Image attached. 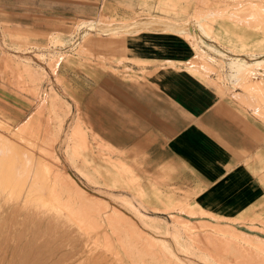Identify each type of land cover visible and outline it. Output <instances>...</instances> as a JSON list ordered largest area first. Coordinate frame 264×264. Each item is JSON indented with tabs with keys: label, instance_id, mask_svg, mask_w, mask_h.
I'll list each match as a JSON object with an SVG mask.
<instances>
[{
	"label": "rangeland",
	"instance_id": "obj_1",
	"mask_svg": "<svg viewBox=\"0 0 264 264\" xmlns=\"http://www.w3.org/2000/svg\"><path fill=\"white\" fill-rule=\"evenodd\" d=\"M179 5L173 0H0V264H245L235 257L234 249L238 246L251 249L255 255L260 254L256 255L258 259L264 260V240L248 236L246 232H252L250 229L239 228L243 236L236 240L231 232L222 234L231 239L229 250L220 249L219 240H211L216 242L212 244L215 249H209L204 247L202 235L205 231H214L211 225L187 223L168 214L152 213L154 220L147 219L139 215L140 201L128 188L113 192L112 188L100 184L103 178L92 171H88L87 178L81 175L85 162L91 164L90 157L95 161L90 165L93 168L97 164L117 168L118 161L109 159L110 150L92 131L76 125L79 111L72 95L83 92L85 81L83 73L74 72L70 67L67 71L62 69L63 63L74 58L103 68L106 62L114 65L115 60L101 58L88 48L92 41L93 50H99L96 44L109 33L106 26H121L146 16L166 22L156 16L160 15L159 10L181 9ZM187 5L191 7L190 2ZM139 7L147 11L136 17L135 10ZM178 19L184 20L179 30L197 50L199 37L203 36L202 39H207L206 46L218 57L198 50L190 66L211 78L210 82L219 90H228L236 94L237 100L253 105L256 115L264 119V0H193V8ZM137 23L140 21L123 26L126 30L122 33L109 36L134 31L130 25ZM113 28L111 31L117 32ZM110 70L128 80L141 72L130 66L122 71L121 67ZM64 82L72 86L70 91ZM23 125L26 126L24 133L16 135ZM77 129L80 133L73 137ZM52 143L53 155L49 151ZM83 156L88 158L82 159ZM119 165L118 168L124 166ZM127 168L131 173L132 168ZM55 173H59L57 177ZM68 175L77 181L82 194L66 188L71 185L66 180ZM133 179L136 181L134 176L129 181ZM135 184L138 183L132 185ZM125 189L126 197L121 202L117 195H124ZM81 200L88 206L93 204V211L97 208L101 212L116 208L117 201L122 204L118 207L123 212L124 202L128 200L137 207V217L125 218L118 211L121 223L110 225L103 219L101 227H96L89 219L83 223L75 216ZM126 208L127 213L128 209L134 210ZM85 213L91 210L87 208ZM255 230L261 231L256 227ZM210 235L220 234L210 232Z\"/></svg>",
	"mask_w": 264,
	"mask_h": 264
},
{
	"label": "crops",
	"instance_id": "obj_2",
	"mask_svg": "<svg viewBox=\"0 0 264 264\" xmlns=\"http://www.w3.org/2000/svg\"><path fill=\"white\" fill-rule=\"evenodd\" d=\"M173 1L182 2L179 7L187 11L164 5L161 10L158 7L161 12L156 16L166 22L146 16L121 26H106L109 33L95 43L99 50H93L94 42L89 43L91 53L115 60L114 65L106 62L103 68L74 58L63 63L62 69L83 73L85 81L83 92L72 95L79 111L76 125L92 131L110 150L109 159L124 165L114 174L113 165V169L96 166L97 171L85 163L81 175L87 178L92 171L113 192L128 188L140 201L139 215L147 219L154 220L152 213L168 214L201 226L225 224L238 231L245 227L252 229L246 232L248 236L264 240V119L256 115L253 105L237 100L228 90H219L211 78L190 66L198 50L214 53L203 36L197 50L179 30L184 20L178 18L188 14L193 0ZM135 11L137 17L147 10L139 7ZM128 24L134 31L109 36L122 33ZM113 27L117 32L111 31ZM128 66L140 69L139 76L123 79L110 70ZM64 86L69 91L72 87L66 82ZM133 176L142 190L130 183ZM111 178L120 181L117 186L110 183ZM126 189L124 195H117L121 202ZM131 205L125 200L122 212L117 201L111 211L135 219L137 207ZM126 207L134 210L127 213ZM255 227L260 233L253 231Z\"/></svg>",
	"mask_w": 264,
	"mask_h": 264
},
{
	"label": "bare ground",
	"instance_id": "obj_3",
	"mask_svg": "<svg viewBox=\"0 0 264 264\" xmlns=\"http://www.w3.org/2000/svg\"><path fill=\"white\" fill-rule=\"evenodd\" d=\"M259 90H260V88H259ZM246 100V99H245ZM86 103V102H85ZM221 120V119H220ZM76 128V127H75ZM78 128V127H77ZM26 129V126H22V127H20V129L17 131V133H16V135H18V134H23L24 133V130ZM76 130V129H75ZM78 130L79 129H77V131H74V135H73V137L75 136V134L77 133H80V132H78ZM20 136V135H19ZM78 137L80 136V134L79 135H77ZM82 136V135H81ZM84 136V135H83ZM76 137V136H75ZM77 137V138H78ZM76 138V139H77ZM7 140H8V138H7ZM7 140H6V143H7ZM10 140V139H9ZM21 141H23V140H21ZM80 141V140H79ZM9 143H13V142H9ZM42 143V142H41ZM82 143V142H81ZM84 143H85V140H84ZM11 144H10V146H11ZM14 144V143H13ZM21 144V143H20ZM26 144V143H25ZM24 144V145H25ZM49 144H50V142H49ZM96 144H98V143H96ZM78 145V144H77ZM76 145V146H77ZM83 145H87V144H83ZM5 146V145H4ZM8 146H9V144H8ZM26 146V145H25ZM29 145H27V147H28ZM22 147V146H21ZM31 147V146H30ZM84 147H86V146H84ZM23 148V147H22ZM76 148H79L78 146L76 147ZM32 149H34V148H32ZM37 149H38V147H37ZM49 151H50V154L51 155H53L54 154V145H53V143L50 145V147H49ZM84 149L85 148H83V152L81 153V156L83 155V153H84ZM108 149V148H107ZM112 150V149H111ZM32 151V150H31ZM30 151V152H31ZM35 151V150H34ZM121 152V151H120ZM41 153V152H40ZM76 153H78V151L76 152ZM86 153V152H85ZM36 155V154H35ZM40 155V154H39ZM77 155H79V154H77ZM33 156V155H32ZM87 156V155H86ZM86 156H83V158L82 159H84V157H86ZM38 157V156H37ZM36 157V158H37ZM79 157V156H78ZM32 158V162H33V157H31ZM35 158V159H36ZM55 158L57 159V161H60V160H58V157L55 155ZM76 158H77V156H76ZM86 158H88V157H86ZM86 158H85V160H86ZM92 158V157H91ZM78 159V158H77ZM42 160V159H41ZM29 161H31V160H29ZM38 160L36 159V162H37ZM82 162H83V160H81ZM88 161H89V158H88ZM26 162V161H25ZM35 162V163H36ZM40 162V161H39ZM50 162V161H49ZM87 162V161H86ZM85 162V163H86ZM12 163V162H11ZM15 163V162H14ZM18 163V162H17ZM22 163V162H21ZM34 163V164H35ZM44 163V162H43ZM91 164L90 165H93L94 163H95V161H93V160H91V162H90ZM33 164V163H32ZM33 164V165H34ZM88 164V163H87ZM121 165V163L119 162L118 164H116L115 163V166L118 168V165ZM17 165H19V164H17ZM16 165V166H17ZM28 165V164H27ZM31 165V164H30ZM37 165V164H36ZM39 165V164H38ZM119 165V166H120ZM8 166V165H7ZM23 166H24V163H23ZM41 166V165H40ZM39 166V167H40ZM51 166V165H50ZM84 166V165H83ZM97 166V168H100L101 167V165H99V164H97L96 165ZM121 166H123V165H121ZM10 167V166H9ZM18 167V166H17ZM21 167V166H20ZM31 167H32V165H31ZM34 167V166H33ZM36 167V166H35ZM78 167H79V165H78ZM113 167H114V164H113ZM12 168V167H11ZM43 168V167H42ZM97 168H95L96 170H97ZM117 168H114V169H117ZM9 169V168H8ZM34 168H32V170H33ZM39 169H41V168H39ZM120 168H118L117 170H119ZM11 170V169H10ZM13 170H14V168H13ZM12 170V171H13ZM20 170H22V168L20 169ZM19 170V171H20ZM30 170V169H29ZM43 170H45V169H43ZM11 171V172H12ZM15 171V170H14ZM28 171V170H27ZM38 170L36 169V172H37ZM98 171V170H97ZM129 172H130V169L128 170ZM9 172V171H8ZM43 172V171H42ZM21 173V172H20ZM19 173V174H20ZM45 173V172H44ZM67 172L65 171V174H66ZM132 173V172H131ZM38 174H41L42 175V173L40 172L39 173V171H38ZM58 174L59 173H55V177H57L58 176ZM21 175V174H20ZM27 175V174H26ZM37 175V174H36ZM43 176V175H42ZM41 176V177H42ZM46 176V175H45ZM63 176H65L64 174H63ZM23 177V176H22ZM32 177V176H31ZM37 177V176H36ZM39 178H40V176H38ZM54 177V178H55ZM27 178V177H26ZM44 178V177H43ZM65 178V177H64ZM44 179H46V178H44ZM56 179V178H55ZM29 180V179H28ZM37 180H38V178H37ZM40 180H41V178H40ZM66 180L67 181H69L70 183H71V185L73 186V187H71V185H67L66 186V188L69 190V191H71V192H73V191H76V192H81L82 190L81 189H79V186L76 184V182L74 181V180H72L71 178H70V176L68 175V176H66ZM32 182H33V180H31ZM38 182V181H37ZM54 182H56V181H54ZM133 182V183H132ZM110 183L112 184V185H114V186H117L118 185V183H119V180L118 179H113V178H111V180H110ZM130 183H132V184H134L135 183V181H134V179L130 182ZM34 184V183H33ZM27 185V184H26ZM137 185H139V184H137ZM55 187H56V185H54ZM54 186H52V188L54 187ZM39 187V186H38ZM138 187H140V186H138ZM37 188V187H36ZM57 188V187H56ZM54 189V188H53ZM62 189L63 190H65L64 189V187H62ZM140 189H142L141 187H140ZM32 190H33V188H32ZM32 190H31V192H32ZM138 190H139V188H138ZM29 191V190H28ZM67 191V190H66ZM81 194H82V192H81ZM84 195H86L85 193H83ZM84 195H82L83 196V198L85 199L86 197L84 196ZM87 196V195H86ZM82 201V200H81ZM93 204H90L89 206L86 204V203H84V201H82L80 204H79V207H78V209H79V213H76V217L78 218H80L81 220H79V218H78V220L80 221V222H83V220L84 221H86V219H89V221H90V223H92V224H94L96 227L97 226H99V227H101V221L104 219L105 220V222L106 223H108V224H112V223H114V222H117V223H121V219H120V215H118V218H117V215H116V210H114V211H106V212H101V210H99L98 209V211L95 209V211H93L92 209V206ZM95 206H97L96 204H94ZM67 206H69V205H67ZM71 209L70 210H72L73 208L72 207H70ZM89 209V210H91V213H85V209ZM115 215V216H114ZM115 217V218H114ZM114 218V219H113ZM115 219H117V220H115ZM83 223H86V222H83ZM88 223V222H87ZM109 225V226H110ZM218 226H220V225H218ZM222 226V225H221ZM211 228H213V230L214 231H205V233L202 235L203 236V238L205 239V235H206V239L205 240H203V238H202V241H205L204 243H205V246L204 247H208L209 249L210 248H213V246H212V244L214 243V241H216V240H219V241H217V242H219V244H220V249H223L224 251H226V249H228L229 250V248H230V245H231V239H229V238H224V237H222L221 235L222 234H225V233H227V232H231V234H232V236H234V237H232V238H235V240L237 239V238H241V236H243V234L239 231H237L236 229H234V228H229V227H221V228H219V227H211ZM233 229V230H232ZM250 229V228H249ZM227 230H229V231H227ZM252 230V229H251ZM210 232H215V233H218V234H220V235H210ZM104 234V233H103ZM105 235L106 236H108V233H105ZM237 237V238H236ZM257 238H255V240H256ZM259 239V238H258ZM207 240V241H206ZM211 240H214L213 242H211ZM234 240V239H233ZM262 240V239H261ZM191 241H193V240H191ZM251 241H253V240H251ZM206 242H207V245H206ZM216 243V242H215ZM214 243V244H215ZM217 246H219L218 244H216ZM215 245V246H216ZM255 246H258L261 250H262V247L261 246H259V245H255ZM237 249H234V254H235V257H237V260H238V262H240V263H245V264H256V263H259V262H263V264H264V260L263 259H258L257 257L258 256H256V255H260V254H254V252L251 250V249H243V247H236ZM245 248H247V247H245ZM213 249H215V248H213ZM217 249V248H216ZM201 250H203V249H201ZM210 251V250H209ZM208 251V254H210L211 252H209ZM206 252H207V249H206ZM218 252V251H217ZM263 252H264V250H263ZM160 254V253H159ZM218 254H221V253H218ZM161 255V254H160ZM215 255V254H214ZM170 259V258H169ZM171 260V259H170ZM217 262V261H216ZM208 264V263H207ZM217 264V263H216ZM224 264V263H223Z\"/></svg>",
	"mask_w": 264,
	"mask_h": 264
}]
</instances>
